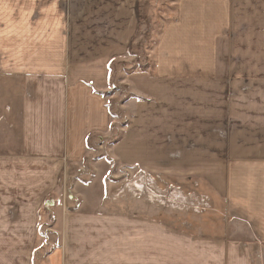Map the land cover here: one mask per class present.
Instances as JSON below:
<instances>
[{
	"label": "rangeland",
	"instance_id": "374dc122",
	"mask_svg": "<svg viewBox=\"0 0 264 264\" xmlns=\"http://www.w3.org/2000/svg\"><path fill=\"white\" fill-rule=\"evenodd\" d=\"M65 1L64 15L55 17L58 29L61 18L64 20L60 33L64 45H55L60 56L50 63L59 67L58 77L44 68L40 69L44 73L32 77L15 75L24 70L15 59L20 45L17 41L5 44V19L0 17V156L23 163L36 161L53 170L35 195L36 212L25 217L31 218L32 225L36 218L39 235L31 236L32 225L26 227L25 235H13L14 231H5V221L0 219V264H55L53 259L57 264L136 263L130 254L139 256L138 264H161V234L166 243L173 235L199 240L198 249L193 245L188 249L192 252H204L203 245L210 249L209 241L218 244L220 249L215 251L220 264H231L227 246H239L241 251L246 247L251 264H264L260 222L245 220L237 213L225 219L226 204L218 193L226 189H211L207 183L211 175L222 182L226 163L239 164L240 158L207 156L205 142L210 143L198 125L185 123L186 116H182L183 124H161V101L133 92L128 81L136 72L148 71L164 16L175 19L177 0H130L132 4L129 0ZM225 1L231 4V23L224 35L233 45L230 69L233 73L235 68L247 71L244 79L223 78L229 84L224 93L235 104L245 101L253 105L256 96L264 95V36L263 43L254 44L260 40L257 32L264 35V0ZM11 15L19 26L18 14ZM37 19L38 15L29 17L25 28L33 31ZM42 45L37 50L49 52L48 42L42 41ZM33 50L32 45H24L23 52ZM112 56L108 84L103 70L98 78L86 76L99 80L103 88L95 91L104 98L108 114L106 124L88 137L83 157L78 159L66 149L52 155L42 146L25 149L27 136L22 112L16 109L19 103L15 107L17 97L23 100L22 106L27 99H38L36 114L41 120L53 82L65 79L71 85L73 72H84L87 66L102 69ZM33 58H37L35 53L25 56L21 64L33 63ZM190 118L196 119L194 115ZM35 134L41 139L40 131ZM214 134L221 137V129ZM10 188L17 195L14 185ZM23 191L29 204L30 190ZM0 208L5 217L4 201ZM18 210L16 205L7 209L10 220L6 223L19 221ZM130 245L138 254L131 252ZM162 256L163 261L171 259L167 252Z\"/></svg>",
	"mask_w": 264,
	"mask_h": 264
},
{
	"label": "crops",
	"instance_id": "0c3cea01",
	"mask_svg": "<svg viewBox=\"0 0 264 264\" xmlns=\"http://www.w3.org/2000/svg\"><path fill=\"white\" fill-rule=\"evenodd\" d=\"M65 2V0H0V17L5 19L4 42L9 44L17 41L20 45L15 50V59L19 61L20 69L21 66L24 68V72L19 70L21 74H15L16 76L23 78L28 75L35 76L39 72L44 73L41 68L49 69V74L59 76L57 72L59 67L50 63L55 62L60 56L56 52L55 45L59 42L64 45L61 42L64 35L60 34L61 29L64 28V20L62 21L61 18L62 27L58 29L59 22L55 17L64 15ZM129 3L132 4L130 0ZM175 7L177 11L174 20H168L167 15L164 16L163 31L156 45L151 49L148 71H138L132 75V79L128 78L131 89L151 100L161 101V124H183L182 116L189 117L185 123L198 125L205 140L210 143L209 145L205 142L208 149L205 153L207 156L240 158L239 164H229V161L226 163L225 169L222 170V182H218L216 176L211 175V180L207 183L211 189H226V192L218 193L226 204L225 219H231L237 213L243 215L245 220L260 222L261 229L264 230V95L253 97L255 103L252 102L251 105L246 104L245 101L235 104L233 99L230 101L224 93L229 89V84L227 85L228 79L223 78L235 76L244 79L247 71L235 68L233 73L230 69L229 61H231L233 45L228 39H224V35L231 23V4L225 0H177ZM11 14H18L19 26H16L18 21H15ZM37 15L38 19L36 23L34 21L36 27L33 31L25 28L24 22H27L29 17ZM54 29L55 31L52 32ZM14 33L16 36H13ZM257 34L260 40L255 41L254 44L263 43L261 38L264 35L259 32ZM42 41L48 42L49 52L45 54L37 50L42 48ZM241 43H244V40ZM24 45L33 46V52L37 55V58H33V63L21 64L25 56L34 54L23 52ZM257 58L258 61L262 60L260 55ZM108 59L111 60L106 61L102 69L87 66L84 72H73L71 85H67L65 79V81L53 82V88L47 93L49 98L45 102V109L41 110V120L36 114L35 103L38 99H27L28 103L26 104L27 100H25V105L22 106L23 100L17 97L15 107L19 103L16 109L22 112L27 136L25 149L42 146L43 150L50 151L48 153L50 155L55 150L66 149L78 159L83 157L87 151L90 139L88 137L106 124L108 114L105 102L102 100L104 98L95 91L103 88L98 85L99 80L86 79V76L98 78L103 70L104 83H106L109 77V62L115 58L112 56ZM260 71L262 72V69ZM259 77L261 80L260 75ZM23 81L25 82L24 79ZM198 109L204 112L200 110L197 113ZM193 115L196 119L190 118ZM219 128L221 137L214 134ZM37 130L41 132V139L35 134ZM251 139L253 141H248ZM250 142L253 144L250 145ZM29 154L35 153L29 151ZM5 157L0 156V195L2 196L0 204L3 205V201L5 202V217L1 213V207L0 219L5 221V231H14L13 235L17 232L18 236H21L25 235L26 227L32 225L31 218L25 217L36 212L37 207L35 208L33 203L37 201L35 195L39 194L38 190L41 189L42 182L53 174V170L52 167L36 165V161L23 163L21 160H15L16 158ZM8 172L12 175L8 176ZM16 179L21 181L15 184ZM13 185L17 195L12 193L10 187ZM23 189L30 190L29 204L25 203ZM15 205L19 208L16 217L19 221L15 224L6 223L10 220L7 209ZM29 230L31 236L39 235L36 218ZM173 236L174 238L166 243L162 241L164 235L161 234V264H220L218 251H215L219 248L218 244L209 241L210 249L203 245L204 252L202 250L192 252L188 249L192 245L195 250L198 249L199 240ZM222 247L221 249L224 250ZM227 247L231 249L226 251L231 254L228 255L231 264H251L248 260L250 253L246 247L243 251L239 246ZM130 250L138 254L137 249L132 245ZM166 252L171 254L166 257L172 260L163 261L162 255ZM130 258L132 261L137 260L133 264H138L139 256L130 254ZM52 261L57 264L56 259Z\"/></svg>",
	"mask_w": 264,
	"mask_h": 264
},
{
	"label": "built area",
	"instance_id": "2783aa9c",
	"mask_svg": "<svg viewBox=\"0 0 264 264\" xmlns=\"http://www.w3.org/2000/svg\"><path fill=\"white\" fill-rule=\"evenodd\" d=\"M175 201V200H174Z\"/></svg>",
	"mask_w": 264,
	"mask_h": 264
}]
</instances>
